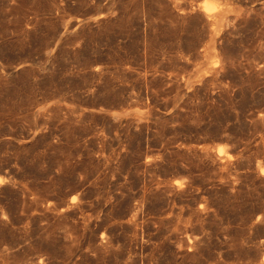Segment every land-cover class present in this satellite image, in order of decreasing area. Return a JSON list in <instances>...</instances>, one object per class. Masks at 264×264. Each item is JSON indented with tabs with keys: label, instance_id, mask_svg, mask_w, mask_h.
<instances>
[{
	"label": "rangeland",
	"instance_id": "rangeland-1",
	"mask_svg": "<svg viewBox=\"0 0 264 264\" xmlns=\"http://www.w3.org/2000/svg\"><path fill=\"white\" fill-rule=\"evenodd\" d=\"M263 255L264 0H0V264Z\"/></svg>",
	"mask_w": 264,
	"mask_h": 264
},
{
	"label": "bare ground",
	"instance_id": "bare-ground-1",
	"mask_svg": "<svg viewBox=\"0 0 264 264\" xmlns=\"http://www.w3.org/2000/svg\"><path fill=\"white\" fill-rule=\"evenodd\" d=\"M205 12V11H204ZM221 147H219V149L218 150H222V148L220 149ZM218 152V151H217ZM218 154V153H217ZM260 172V171H259ZM262 260L264 261V255H263V257H262Z\"/></svg>",
	"mask_w": 264,
	"mask_h": 264
}]
</instances>
